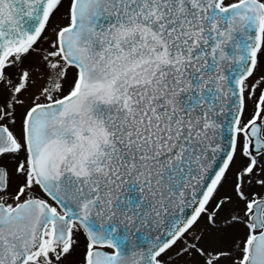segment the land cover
Here are the masks:
<instances>
[{
	"label": "snow or ice",
	"instance_id": "1",
	"mask_svg": "<svg viewBox=\"0 0 264 264\" xmlns=\"http://www.w3.org/2000/svg\"><path fill=\"white\" fill-rule=\"evenodd\" d=\"M0 264H264V0H0Z\"/></svg>",
	"mask_w": 264,
	"mask_h": 264
}]
</instances>
